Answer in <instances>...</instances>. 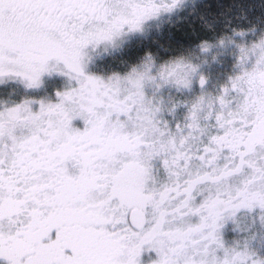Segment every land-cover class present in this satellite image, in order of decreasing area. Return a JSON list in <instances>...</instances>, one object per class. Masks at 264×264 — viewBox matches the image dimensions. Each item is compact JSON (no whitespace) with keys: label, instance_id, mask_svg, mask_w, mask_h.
Segmentation results:
<instances>
[{"label":"snow or ice","instance_id":"1","mask_svg":"<svg viewBox=\"0 0 264 264\" xmlns=\"http://www.w3.org/2000/svg\"><path fill=\"white\" fill-rule=\"evenodd\" d=\"M0 264H264V0H0Z\"/></svg>","mask_w":264,"mask_h":264}]
</instances>
